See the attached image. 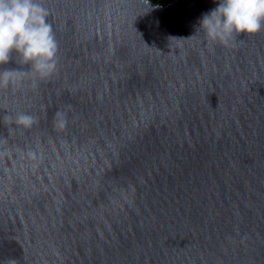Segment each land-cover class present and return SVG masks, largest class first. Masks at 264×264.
Segmentation results:
<instances>
[{"label": "water", "instance_id": "95a60500", "mask_svg": "<svg viewBox=\"0 0 264 264\" xmlns=\"http://www.w3.org/2000/svg\"><path fill=\"white\" fill-rule=\"evenodd\" d=\"M38 2L57 67L0 81V264H264V31L209 40L215 0Z\"/></svg>", "mask_w": 264, "mask_h": 264}, {"label": "clouds", "instance_id": "9594fccd", "mask_svg": "<svg viewBox=\"0 0 264 264\" xmlns=\"http://www.w3.org/2000/svg\"><path fill=\"white\" fill-rule=\"evenodd\" d=\"M215 2L216 7L203 15L199 26L209 40L228 44L264 31V0ZM48 17V10L38 0H0V81L18 78V71L7 67L13 56L41 78L55 72L58 44ZM15 123L28 128L34 118L20 113Z\"/></svg>", "mask_w": 264, "mask_h": 264}, {"label": "trees", "instance_id": "16d2710c", "mask_svg": "<svg viewBox=\"0 0 264 264\" xmlns=\"http://www.w3.org/2000/svg\"><path fill=\"white\" fill-rule=\"evenodd\" d=\"M151 1H153V2H155V3L162 4V3H165V2H167V1H169V0H151Z\"/></svg>", "mask_w": 264, "mask_h": 264}]
</instances>
